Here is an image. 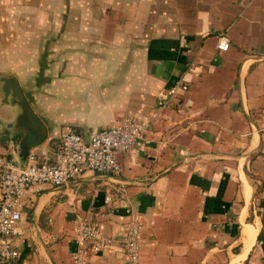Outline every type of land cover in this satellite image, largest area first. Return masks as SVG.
I'll use <instances>...</instances> for the list:
<instances>
[{
    "label": "crops",
    "instance_id": "crops-1",
    "mask_svg": "<svg viewBox=\"0 0 264 264\" xmlns=\"http://www.w3.org/2000/svg\"><path fill=\"white\" fill-rule=\"evenodd\" d=\"M0 77L48 131L37 160L65 127L86 139L150 122L116 157L120 176L24 196L17 264H71L78 218L108 240L89 264H126L131 220L139 264H264V0H0ZM16 114L0 84V157L14 163Z\"/></svg>",
    "mask_w": 264,
    "mask_h": 264
},
{
    "label": "built area",
    "instance_id": "built-area-1",
    "mask_svg": "<svg viewBox=\"0 0 264 264\" xmlns=\"http://www.w3.org/2000/svg\"><path fill=\"white\" fill-rule=\"evenodd\" d=\"M228 48V41L219 38L216 49L227 52ZM185 91L186 86L177 82L167 97L170 100ZM149 123L147 118L131 116L110 129L91 133L86 139L65 127L60 131L54 151L40 150L38 160L30 154L23 168L0 157V264H17L19 259L15 239L20 235L19 224L26 194L43 186H67L86 172L120 176L122 168L116 157L131 151L143 139ZM74 233L76 251L71 264H89V256L108 247V240L98 228L84 219L76 220ZM139 244V225L131 220L125 230L126 264H139Z\"/></svg>",
    "mask_w": 264,
    "mask_h": 264
},
{
    "label": "water",
    "instance_id": "water-1",
    "mask_svg": "<svg viewBox=\"0 0 264 264\" xmlns=\"http://www.w3.org/2000/svg\"><path fill=\"white\" fill-rule=\"evenodd\" d=\"M3 105L16 108L17 114L10 125L9 142L17 158V166L27 165L30 152L41 146L48 136L43 122L32 110L17 81L12 77H0Z\"/></svg>",
    "mask_w": 264,
    "mask_h": 264
}]
</instances>
